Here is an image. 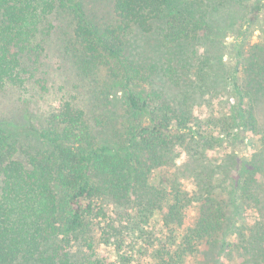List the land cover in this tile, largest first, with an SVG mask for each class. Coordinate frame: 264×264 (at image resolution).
I'll return each mask as SVG.
<instances>
[{"label": "trees", "instance_id": "trees-1", "mask_svg": "<svg viewBox=\"0 0 264 264\" xmlns=\"http://www.w3.org/2000/svg\"><path fill=\"white\" fill-rule=\"evenodd\" d=\"M219 5L107 0L100 15L98 0H0V264H264V148L249 160L210 154L250 134L264 141L246 106L244 50L236 45L225 78L193 59L201 39L216 40ZM139 34H157L165 64L135 51ZM53 49L70 58L76 82L37 114ZM167 85L191 96L225 88L235 102L199 121ZM120 106L128 126L105 142L99 128L120 119ZM179 147L189 177L176 164L167 171ZM223 163L238 174H209Z\"/></svg>", "mask_w": 264, "mask_h": 264}, {"label": "rangeland", "instance_id": "rangeland-1", "mask_svg": "<svg viewBox=\"0 0 264 264\" xmlns=\"http://www.w3.org/2000/svg\"><path fill=\"white\" fill-rule=\"evenodd\" d=\"M211 1L221 4L219 5L218 10L212 15V23L215 26L214 38L216 40L201 39L198 50H196L198 55H195L193 59L199 60L203 63L202 72L206 73H208V67L211 64H217V66L219 65L216 71L225 78V73L227 72L226 67L236 54V45L240 44L244 50L243 84L244 92L246 94L248 93V95H246V106L247 108L255 111V114L258 117V125L264 126V0H262V8L254 18L252 17L253 13L251 10H253L257 2L261 0ZM98 5L100 11H97L100 15H105L107 10L109 11V9H111L107 7V0H98ZM257 29H259V35L256 36V41L254 42L252 38L257 34ZM136 37L137 38L136 41H134V44L139 45L136 48L134 47L135 51L138 49L141 56L150 59V62L155 61L161 65L165 64V54L167 50L163 45H160L157 34H149V36L139 34ZM228 37H231V40H229ZM207 51L211 54L210 58L205 57L206 55L204 53ZM50 53V68L55 69V76L51 80L52 83L48 81L47 91L43 92L40 90V93L37 95V114H43L46 110L52 108L53 106H58L60 104V89L62 86H70L72 89L74 85L73 83L76 82L75 79L77 75L73 72L75 70L72 67V61L70 58H66V54L57 49H53ZM215 73V71H211L212 75ZM195 78L196 77H194L193 80H195ZM223 82L224 79L219 78L218 82H214L215 87L223 88V86H225ZM165 90H168L167 93L170 98L177 96L180 101H187L188 107L192 112H194V108H206V115L203 113H201V115H197L198 118H200L198 119L199 121H201V119L206 120L211 115H218L220 117V113L228 112V108L231 103L235 102L234 97H231L225 88L214 95L208 92L205 93L199 88H195L193 96L189 94L187 87L178 90L173 87V85H167L165 86ZM116 114L121 115L119 120L115 118L111 126H109L107 124V120H105L104 124L99 128L100 137H102L105 142L116 140V138H113V134L116 130H118V128L121 130L128 126L124 125V121L129 118L127 111L120 106ZM223 142L222 146L215 145V148L211 149L212 152L210 154L215 161L218 160L217 153L219 156L224 157V159H228V156L224 154L226 151H233L237 157H244L249 160L250 157L255 154H259L264 148V141L256 135L251 137V134L249 138H245V143L239 140H226ZM183 151L184 150L179 147L177 154L174 157V161H171L170 169H167L169 174H173L171 170H174L172 167L174 164H176L177 170L180 172L179 174H186L187 177L190 176L189 174H195L192 163H189L187 167L185 166L187 157L184 155ZM182 155L184 156V159L181 163L177 164L176 161L180 159ZM222 165L223 166L221 168L219 165L216 167L212 166L209 174H238L237 170L232 169V165L229 166L230 163H223ZM248 168H251L250 163ZM167 171H165L164 174H167ZM186 181L191 184V179L187 178ZM193 218L194 216H190L189 221H193ZM141 259L144 260V263L141 264H156L152 256H147ZM228 262L229 264H237L236 262ZM188 263H190L189 260L187 264ZM213 264H222V260L219 259V262Z\"/></svg>", "mask_w": 264, "mask_h": 264}, {"label": "clouds", "instance_id": "clouds-1", "mask_svg": "<svg viewBox=\"0 0 264 264\" xmlns=\"http://www.w3.org/2000/svg\"><path fill=\"white\" fill-rule=\"evenodd\" d=\"M256 32H257V34L254 35L253 38H252L254 42L256 41V36L259 35V29H257ZM228 39L231 40V37H228ZM201 113H203L204 115H206V114H207V109H206V108H194V114H196V115H201ZM202 118H203V117H202ZM183 159H184V156L182 155V156L180 157V159H178V160L176 161L177 164L181 163ZM185 183H186V186H187L189 189L194 188V185H191V184L188 183V182H185ZM188 214H189V216H195V209H194V207L188 210ZM253 214L255 215L254 210H253ZM249 223H251V220L249 221ZM102 250H103V246H102ZM110 251H111V250L109 249V252H110ZM116 259H117V257H116L115 254H111V255H110V260L115 261ZM190 259H191V258H190ZM220 259L224 262V264H229V262L226 260L225 257L221 256Z\"/></svg>", "mask_w": 264, "mask_h": 264}]
</instances>
